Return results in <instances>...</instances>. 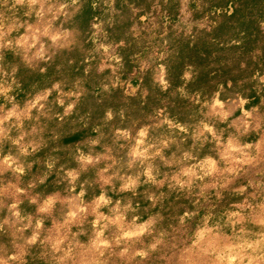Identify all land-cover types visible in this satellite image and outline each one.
<instances>
[{
    "label": "rangeland",
    "instance_id": "obj_1",
    "mask_svg": "<svg viewBox=\"0 0 264 264\" xmlns=\"http://www.w3.org/2000/svg\"><path fill=\"white\" fill-rule=\"evenodd\" d=\"M94 2L96 8L92 7ZM70 17L64 27L72 28L75 44L71 49H49L51 59L47 63L35 60L32 67L27 68L20 63L19 56L8 51L4 53L6 61L19 68L15 73L18 86H14L13 102L19 103L21 108H26L37 91L56 80L62 82L65 92L82 93L78 99L65 97V103L76 101L71 116L60 118L63 108L56 104L57 93L53 91L48 100L42 102L45 108L41 112L33 109V120L24 122L25 141H35L41 147L26 158L25 162L31 164L27 175L18 178L5 170L0 179L4 182L19 179L24 187L30 181L35 184L21 197L25 201L22 207L27 211L33 212L35 208L27 203L29 198L40 201L52 195L60 203L51 219H61L67 208L79 203L76 197L82 186L89 211L93 207L92 198L101 190L106 191L113 202L121 196L126 202L132 194H121L113 189L119 188L121 176L141 170L139 163L131 169L127 167L128 153L135 146L141 127L148 128L147 142L160 146L161 140H170L168 147L163 148L168 161L181 157L185 151H191L197 159L208 153L216 155L223 145L216 144L211 134L200 126V121H213L211 108L204 107V102L210 99L220 82L224 83L220 99L225 101L224 108L230 115L227 120L215 116L217 136L222 140L235 136L238 143L256 141L264 136V85L249 82L250 73L240 68L242 62H246L250 70L264 66V29L259 24L264 20V0H115L114 5L106 4L104 0H81L70 10ZM249 20H254L252 26ZM101 21V30L92 27ZM56 23L59 25L61 21ZM190 23L193 24L192 32L186 35ZM199 24L204 27L199 28ZM93 33H96L95 41ZM99 44L110 45L109 52L95 51ZM162 52L168 53L165 58L169 69L167 78L172 86L167 90L159 83L161 70L157 61ZM111 56H119L121 60L118 63L110 59ZM185 64H192L198 75L182 95L176 86L182 83L179 76ZM41 67L47 71L41 73ZM241 95L248 99L247 104L241 105ZM5 107H11V104ZM242 107L251 111L252 124L259 123V130L253 128L244 132L246 117ZM109 109L113 113L112 120L105 117ZM168 120L173 125L182 124L187 131L170 127ZM118 129L127 130L130 137L120 135ZM75 134H79V138L69 141L68 138ZM12 135H18V131L13 130ZM196 136H200L199 141ZM204 137L208 139L204 140ZM92 140L99 143L93 145ZM78 149L101 159L88 165V171L81 173L75 182V191H72L65 169H79L76 162ZM5 150H9L7 143ZM48 160L55 163L51 170L46 167ZM152 163L161 176L175 168V165L169 168L159 157ZM109 165V172L101 173V169ZM254 171L249 169L238 183L251 178ZM45 173L47 176L41 184L40 178ZM113 173L116 175L111 184H105L101 176ZM161 190L167 193L166 206L170 210L191 208V197L184 198L153 185H142L133 198L134 203L147 213L150 210L147 195ZM232 199L230 192H224L222 200L213 198L207 204L201 202L196 210L203 216L204 209L214 205L213 211L221 213ZM102 210L107 212L108 206H102ZM91 218L89 215L88 219Z\"/></svg>",
    "mask_w": 264,
    "mask_h": 264
},
{
    "label": "clouds",
    "instance_id": "obj_2",
    "mask_svg": "<svg viewBox=\"0 0 264 264\" xmlns=\"http://www.w3.org/2000/svg\"><path fill=\"white\" fill-rule=\"evenodd\" d=\"M80 2L0 0V98L4 101L0 104V165L6 166L0 167V177L5 170L18 178L23 177L31 168V164L25 160L41 146L35 141H25L27 133L22 129L25 121L33 120L32 110L41 112L45 108L42 102L47 101L55 91L56 104L63 108L60 117L63 119L71 116L77 106L75 100L65 103V97L78 99L82 95L79 91L65 92L62 82L56 80L37 91L26 108H21L19 103L13 102L14 86H18L15 73L19 68L18 65H10L4 53L8 51L19 56L20 63L31 68L35 60L47 63L51 59L49 49H71L75 44L72 28L64 27V23L71 18L70 10ZM104 2L115 4V0ZM92 7L96 8L97 4L94 2ZM57 21L61 23L57 25ZM102 23H94L92 27L99 31ZM259 24L264 29V20ZM197 26L204 27L203 24ZM192 28L193 24H188L185 34H191ZM93 40H96V33H93ZM110 47L99 44L95 51L102 49L108 53ZM167 55V52H162L157 61L161 70L159 83L163 90L172 86L167 78ZM109 58L118 63L121 60L119 56ZM253 60H256L255 55ZM240 68L250 73L249 82L264 85V66L250 70L247 63L242 62ZM100 70L103 71V67ZM40 71L44 73L47 69L41 67ZM197 75L192 64H185L179 76L182 83L176 86L177 91L184 95ZM228 86L231 87V80ZM223 88L224 83H218L210 99L204 102V107L211 108L213 121L215 116L227 120L230 115L224 108L225 101L220 99ZM239 99L241 105L248 103L245 96L241 95ZM6 104H11V107L6 108ZM242 112L246 117L244 132L253 128L259 130V123L252 124L251 111L242 107ZM105 117L107 120L113 119L111 109L105 113ZM213 121L202 120L200 126L223 148L216 155L208 153L199 159L191 151H185L179 158L166 160L163 148L168 147L170 140L163 139L157 146L146 141L148 128H139L135 146L128 153L130 159L127 167L131 169L139 163L141 170L133 175L121 176L119 188L113 189L121 194L130 192L132 196L126 202L123 196L113 202L112 197L101 190L99 195L92 198L93 207L89 211L82 186L76 197L79 203L67 208L61 219H51L60 201L52 195L40 201L31 197L27 203L35 208L29 212L22 207L25 201L21 197L35 184L30 181L24 187L19 179L16 182L0 179V264H264V148L261 147L264 136L243 143H238L235 136L222 140L217 136ZM167 123L182 132L187 131L182 124L173 125L171 120ZM13 130H17L18 135L13 136ZM117 131L126 138L131 135L127 130ZM195 139L199 141L200 136ZM207 139L204 137V140ZM6 143L9 145L7 151ZM91 143L96 145L99 141L92 140ZM77 151L79 169H65L72 191H75V182L81 173L88 171V165L101 159L82 149ZM156 157L164 160L169 168L173 165L175 168L161 176L152 163ZM45 163L48 170L55 166L51 160ZM110 167H104L101 173H108ZM249 169L255 170L254 175L238 183ZM115 175H102L101 179L110 185ZM46 176L47 173L40 178L41 184ZM142 185L166 188L178 196L191 197V208L170 210L166 206L167 193L161 190L147 195L150 210L145 213L133 199ZM224 192H230L233 196L229 207L215 213V206L210 205L200 216L196 209L201 202L207 204L213 198L222 200ZM102 206H108V211H103ZM89 215L91 219H88Z\"/></svg>",
    "mask_w": 264,
    "mask_h": 264
},
{
    "label": "trees",
    "instance_id": "obj_3",
    "mask_svg": "<svg viewBox=\"0 0 264 264\" xmlns=\"http://www.w3.org/2000/svg\"><path fill=\"white\" fill-rule=\"evenodd\" d=\"M245 16V15H244ZM250 21V25L252 26L253 25V21L254 20H249ZM250 25H248V26H250ZM77 138H79V134H75V135H72V136H70L69 138H68V140L69 141H72V140H76Z\"/></svg>",
    "mask_w": 264,
    "mask_h": 264
}]
</instances>
